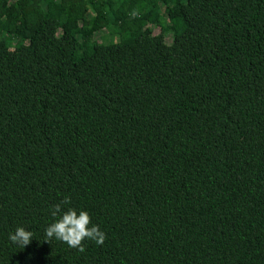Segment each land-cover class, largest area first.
I'll list each match as a JSON object with an SVG mask.
<instances>
[{
  "label": "trees",
  "instance_id": "trees-1",
  "mask_svg": "<svg viewBox=\"0 0 264 264\" xmlns=\"http://www.w3.org/2000/svg\"><path fill=\"white\" fill-rule=\"evenodd\" d=\"M0 264H264V0H0Z\"/></svg>",
  "mask_w": 264,
  "mask_h": 264
},
{
  "label": "clouds",
  "instance_id": "clouds-1",
  "mask_svg": "<svg viewBox=\"0 0 264 264\" xmlns=\"http://www.w3.org/2000/svg\"><path fill=\"white\" fill-rule=\"evenodd\" d=\"M70 204V197H63L59 204L53 205L50 215L54 217L43 232L44 242L57 240L66 243L68 247L75 248L79 252L85 251L84 242L93 241L96 245L102 246L106 239V234L100 229L98 224L92 222L90 213L75 207L62 205ZM34 238V233L24 226H17L7 235L8 241L15 246L25 248Z\"/></svg>",
  "mask_w": 264,
  "mask_h": 264
},
{
  "label": "rangeland",
  "instance_id": "rangeland-1",
  "mask_svg": "<svg viewBox=\"0 0 264 264\" xmlns=\"http://www.w3.org/2000/svg\"><path fill=\"white\" fill-rule=\"evenodd\" d=\"M98 37H99V41L103 42L105 40V38H106V34L105 33H101Z\"/></svg>",
  "mask_w": 264,
  "mask_h": 264
}]
</instances>
